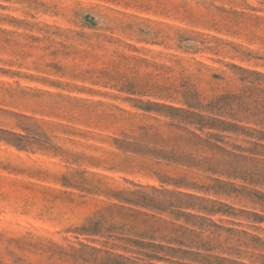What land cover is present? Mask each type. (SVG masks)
Instances as JSON below:
<instances>
[{
	"label": "rangeland",
	"instance_id": "obj_1",
	"mask_svg": "<svg viewBox=\"0 0 264 264\" xmlns=\"http://www.w3.org/2000/svg\"><path fill=\"white\" fill-rule=\"evenodd\" d=\"M217 101L222 119L264 132V0H0L1 263L75 264L79 243L105 247L89 235L101 221L185 251L156 264H264V222L242 213L263 211L234 192H264V140L222 132L223 150L193 147L171 125L172 108ZM128 143L200 164H156ZM219 204L233 215L200 209Z\"/></svg>",
	"mask_w": 264,
	"mask_h": 264
},
{
	"label": "trees",
	"instance_id": "obj_2",
	"mask_svg": "<svg viewBox=\"0 0 264 264\" xmlns=\"http://www.w3.org/2000/svg\"><path fill=\"white\" fill-rule=\"evenodd\" d=\"M221 101L216 103L203 105L200 102H187L189 109L172 108L178 113L179 119L177 123L171 124L174 128L183 131L186 135H180L181 139H186L193 147L201 146L210 149L223 150V147L219 144L224 143V136L220 133L230 132V133H241L247 136L256 135L259 140H264V132L261 131H251L238 123L230 122L222 119L224 117L222 113H225L223 106L220 105ZM229 117L234 121H242L239 119L243 109L233 110L231 108ZM207 113V114H206ZM255 124H259L264 128V113L255 114ZM215 131V132H214ZM205 136V137H204ZM128 149L131 151L142 154L143 156H150L155 160L156 164H161V162H166L167 165H182L187 167H198L200 161L188 151H181L176 146L171 150L166 149H148L140 143H128ZM264 148V146H261ZM155 175L162 180V182L169 183L175 186H186V187H198L196 184L189 182L188 178L180 177L173 178L168 175L159 174L155 172ZM244 180L249 181L250 184L262 185L260 181L252 180L250 176H239ZM228 193L225 190H216V193ZM236 193V199L241 202L259 206L263 214L246 212L255 222H264V192L256 188H250L245 186L239 190L234 191ZM182 195L183 193H178ZM187 198H195L190 194L184 195ZM198 199V198H196ZM132 203L142 204V205H152V207L160 209L162 211H168L173 208L179 209H190L193 204L186 203L183 201L170 202L169 204H152L149 200L146 202L144 199H139L134 202V200H127ZM201 202H204L202 200ZM220 208L200 206V209L214 214V213H231L233 215V209L224 204H219ZM174 212V210L172 211ZM104 225L101 221L90 222L89 223V235L104 238L103 248L96 246H91L85 243H79L80 248H73L70 253H65L69 256L75 264H156L155 261H170L164 256H161L162 251H167L172 257L181 251V249H175L172 247H163L156 245L152 242H145L144 239H149L150 241L156 240L151 234L143 233L137 235L139 239L130 238L125 235L124 232L115 231V226L111 225L109 230L104 229ZM84 230V229H83ZM82 230V231H83ZM121 231H123L121 229ZM87 232V231H86ZM83 232V233H86ZM100 242L98 240H94ZM175 241V240H174ZM179 245H184L183 242H177ZM61 252H64L61 250ZM223 264H243L237 261H222ZM0 264L1 261H0Z\"/></svg>",
	"mask_w": 264,
	"mask_h": 264
}]
</instances>
